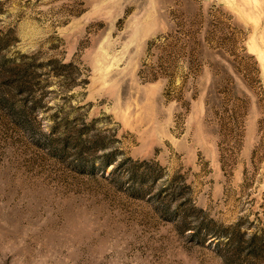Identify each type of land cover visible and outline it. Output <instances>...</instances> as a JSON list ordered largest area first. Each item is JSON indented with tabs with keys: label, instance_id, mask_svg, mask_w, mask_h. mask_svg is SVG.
Wrapping results in <instances>:
<instances>
[{
	"label": "rangeland",
	"instance_id": "1",
	"mask_svg": "<svg viewBox=\"0 0 264 264\" xmlns=\"http://www.w3.org/2000/svg\"><path fill=\"white\" fill-rule=\"evenodd\" d=\"M0 264H264V0H0Z\"/></svg>",
	"mask_w": 264,
	"mask_h": 264
}]
</instances>
